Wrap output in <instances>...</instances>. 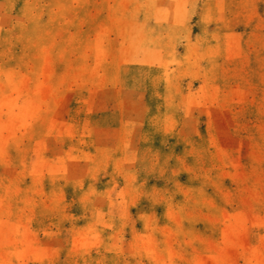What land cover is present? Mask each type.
<instances>
[{"label": "rangeland", "instance_id": "374dc122", "mask_svg": "<svg viewBox=\"0 0 264 264\" xmlns=\"http://www.w3.org/2000/svg\"><path fill=\"white\" fill-rule=\"evenodd\" d=\"M0 264H264V0H0Z\"/></svg>", "mask_w": 264, "mask_h": 264}]
</instances>
